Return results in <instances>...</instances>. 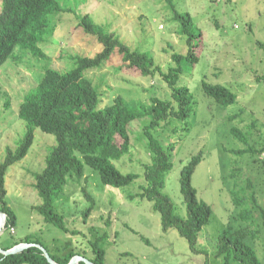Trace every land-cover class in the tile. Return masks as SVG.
<instances>
[{
    "label": "rangeland",
    "instance_id": "1",
    "mask_svg": "<svg viewBox=\"0 0 264 264\" xmlns=\"http://www.w3.org/2000/svg\"><path fill=\"white\" fill-rule=\"evenodd\" d=\"M58 1L63 10L50 17V24L54 22L55 28L39 43L46 58L35 57L28 50L16 47L17 60H8L0 68V161L6 149L15 150L25 136L26 123L17 116L19 104L38 84L45 70L52 67L65 71L73 67L75 55L93 56L101 50L94 36L84 34L77 26L81 14L89 13L95 23L114 32L131 49L151 53L155 64L164 72L172 64L173 52L183 55L187 52L185 36L179 32V23L165 1ZM173 3L176 10L190 13L202 33L195 46L196 61L182 64L183 72L177 81L178 86L185 85L192 93L195 114L189 119V131L183 135L179 130L168 138L170 129L162 128L152 133L165 145L175 142L173 166L165 177L163 192L183 217H186V207L180 193V172L194 154L202 151V159L192 175V186L198 198L212 209L209 221L197 237V246L203 251H191L187 240L176 229L163 231L160 214L152 209L151 202L138 196L141 186L145 185L143 164L150 160L143 135L148 117L129 124L130 151L114 161L121 172L139 174L135 181L123 187L104 184L98 172L86 164L82 179L68 180L62 196L54 204L65 217L68 233L44 222L32 208L40 203L34 188V174L42 170L48 152L56 143L53 134L34 128V139L27 154L10 165L5 174L6 201L16 220L13 234L8 228L0 233L1 249L31 236L49 253L62 256L80 247L90 254L88 241L105 233V238L98 239L105 251L104 264H224V257L216 256L215 250L217 236L230 216L238 211L229 192L232 178L225 177L236 168L232 165L234 161H241L235 178L239 183L251 179L257 200L264 206V161L248 162L230 151L242 146L231 136L232 127L246 129L256 121L264 131V0H173ZM120 64L121 56L113 50L100 69L85 71L99 90L100 107L112 103L115 95L144 103H149L151 97L171 98V90L159 74L134 76L118 70ZM203 80L226 86L236 94V101L224 106L219 104L203 92ZM83 188L95 198L86 220L82 211L88 202ZM254 246L264 262L263 238L256 240Z\"/></svg>",
    "mask_w": 264,
    "mask_h": 264
},
{
    "label": "trees",
    "instance_id": "2",
    "mask_svg": "<svg viewBox=\"0 0 264 264\" xmlns=\"http://www.w3.org/2000/svg\"><path fill=\"white\" fill-rule=\"evenodd\" d=\"M162 1L171 6L173 18L179 23V32L185 36L188 46L186 54L173 52L170 55L172 64L165 72L155 64L151 53L131 49L114 32L95 23L89 13L78 16L77 26L82 28L84 34L94 36L101 44V50L93 56L75 55L72 57L73 67L65 71L47 68L38 84L19 104L17 116L26 123V133L15 150L6 149L4 159L0 161V211L7 216L6 224L14 226L16 218L6 201L5 174L10 165L27 154L34 139V128L53 134L56 143L48 152L42 170L34 174V188L40 203L32 208L42 216L44 222L68 233L65 217L54 205L62 196L68 180L73 177L82 179L86 164L98 172L104 184L123 187L135 181L139 174L121 172L114 161L130 151L129 124L135 119L148 117L143 135L150 160L143 164L145 185L141 186L138 196L151 202L152 209L160 214L163 231L174 228L187 240L191 251H203L197 246V237L209 221L212 209L198 198L192 186V175L202 159V151L194 154L180 172V193L186 207V217H183L177 213L170 197L163 192L165 177L173 166L175 142L165 145L152 133L156 128L170 129V138L179 130L182 135L189 131V119L195 114L194 97L187 86H178L177 81L183 72L182 64L196 61L195 46L202 33L193 23L189 12L176 10L173 0ZM62 10L58 0H0V68L8 60H17L16 47L28 50L35 57L46 58L39 43L49 37L55 28L54 22L50 24V17ZM113 50L121 56L122 64L118 70L142 77L159 74L170 88L171 98L151 97L149 103H144L128 101L121 95H115L112 103L100 107L99 90L85 71L100 69ZM202 90L223 106L236 101V94L222 84L203 80ZM177 122L181 124L178 123V126ZM230 134L242 145L230 149L235 156L252 163L264 161V131L256 121H252L246 129L234 126ZM240 163L234 161L232 165L236 168L233 167L225 176L232 178L229 192L238 211L230 216L217 236L215 255L223 256L224 264L232 261L239 264H264L254 246L260 238L264 242V206L257 200L251 179L246 178L239 183L235 178V170H240ZM83 195L88 202L82 211L83 220H86L95 198L86 188H83ZM132 197L129 196L130 199ZM99 238H105V233L88 241L90 254L80 247L62 256L49 253L38 239L31 236L17 240L4 249L20 242L39 243L58 264H67L74 255L83 256L93 264H104L105 251ZM0 264L50 263L39 248L30 246L12 254L0 253Z\"/></svg>",
    "mask_w": 264,
    "mask_h": 264
},
{
    "label": "water",
    "instance_id": "3",
    "mask_svg": "<svg viewBox=\"0 0 264 264\" xmlns=\"http://www.w3.org/2000/svg\"><path fill=\"white\" fill-rule=\"evenodd\" d=\"M1 212L2 211H0V213ZM30 246H35V247L39 248L42 251L43 255L46 257V260H47L48 263H50V264H58L57 262H55L51 258V256L47 252V250L42 245H40L38 243L20 242V243H18L16 245L12 246L9 249H1L0 248V253H2L3 255L12 254V253L19 252V251H21V250H23V249H25L27 247H30ZM79 262H83L84 264H93L88 259H86L85 257L80 256V255L72 256L67 264H79Z\"/></svg>",
    "mask_w": 264,
    "mask_h": 264
},
{
    "label": "built area",
    "instance_id": "4",
    "mask_svg": "<svg viewBox=\"0 0 264 264\" xmlns=\"http://www.w3.org/2000/svg\"><path fill=\"white\" fill-rule=\"evenodd\" d=\"M6 219L7 216L4 212L0 213V233L5 229L8 228V230L10 231V233H14L15 232V227L13 225H8L6 224Z\"/></svg>",
    "mask_w": 264,
    "mask_h": 264
}]
</instances>
